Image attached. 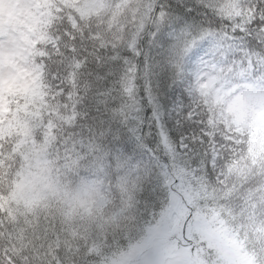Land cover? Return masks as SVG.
<instances>
[{
	"label": "snow or ice",
	"instance_id": "snow-or-ice-1",
	"mask_svg": "<svg viewBox=\"0 0 264 264\" xmlns=\"http://www.w3.org/2000/svg\"><path fill=\"white\" fill-rule=\"evenodd\" d=\"M0 264H264V0H0Z\"/></svg>",
	"mask_w": 264,
	"mask_h": 264
}]
</instances>
